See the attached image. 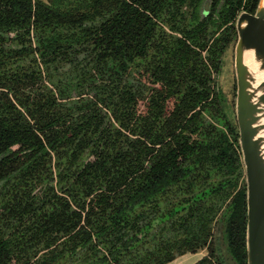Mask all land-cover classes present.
I'll return each mask as SVG.
<instances>
[{
	"label": "trees",
	"instance_id": "16d2710c",
	"mask_svg": "<svg viewBox=\"0 0 264 264\" xmlns=\"http://www.w3.org/2000/svg\"><path fill=\"white\" fill-rule=\"evenodd\" d=\"M259 1L0 0V264H225L222 223L247 264L215 76Z\"/></svg>",
	"mask_w": 264,
	"mask_h": 264
},
{
	"label": "water",
	"instance_id": "95a60500",
	"mask_svg": "<svg viewBox=\"0 0 264 264\" xmlns=\"http://www.w3.org/2000/svg\"><path fill=\"white\" fill-rule=\"evenodd\" d=\"M235 26V112L232 116L227 107L224 112L237 127L245 171L247 264H264V0L254 14L242 12Z\"/></svg>",
	"mask_w": 264,
	"mask_h": 264
},
{
	"label": "rangeland",
	"instance_id": "374dc122",
	"mask_svg": "<svg viewBox=\"0 0 264 264\" xmlns=\"http://www.w3.org/2000/svg\"><path fill=\"white\" fill-rule=\"evenodd\" d=\"M207 3L209 5L208 7L210 8L211 5L210 2L207 1L206 4ZM205 7L207 6L205 5ZM234 59H235V45L231 44L222 60L221 73L215 76L216 84L218 88H220V90L222 91L224 102L226 103L228 110L232 114V116H234V112H235V99L237 93ZM215 239H216V245L220 248V255L224 259L225 263L227 262V264H235L231 256L229 257L228 255L225 256L222 254L223 251H228L223 223H222V227L219 224L217 225L215 230ZM197 254H199L200 256H197L196 258H193L194 257L193 256L192 257L193 260H197L199 257H202L204 255L207 256L208 251L205 249L198 252Z\"/></svg>",
	"mask_w": 264,
	"mask_h": 264
},
{
	"label": "crops",
	"instance_id": "0c3cea01",
	"mask_svg": "<svg viewBox=\"0 0 264 264\" xmlns=\"http://www.w3.org/2000/svg\"><path fill=\"white\" fill-rule=\"evenodd\" d=\"M197 256H200V255L199 254H189V255H185V256H182V257L176 259L173 263H170V264H196L205 255L202 256V257H199L197 260H193V258H196Z\"/></svg>",
	"mask_w": 264,
	"mask_h": 264
},
{
	"label": "bare ground",
	"instance_id": "6f19581e",
	"mask_svg": "<svg viewBox=\"0 0 264 264\" xmlns=\"http://www.w3.org/2000/svg\"><path fill=\"white\" fill-rule=\"evenodd\" d=\"M248 63H249L248 65H251V64H250V59H248Z\"/></svg>",
	"mask_w": 264,
	"mask_h": 264
},
{
	"label": "flooded vegetation",
	"instance_id": "af4514ba",
	"mask_svg": "<svg viewBox=\"0 0 264 264\" xmlns=\"http://www.w3.org/2000/svg\"><path fill=\"white\" fill-rule=\"evenodd\" d=\"M218 247V246H217ZM218 249H219V254H220V248L218 247Z\"/></svg>",
	"mask_w": 264,
	"mask_h": 264
}]
</instances>
